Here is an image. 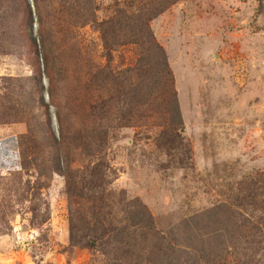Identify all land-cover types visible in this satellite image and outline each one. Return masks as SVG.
Instances as JSON below:
<instances>
[{
    "label": "rangeland",
    "instance_id": "rangeland-1",
    "mask_svg": "<svg viewBox=\"0 0 264 264\" xmlns=\"http://www.w3.org/2000/svg\"><path fill=\"white\" fill-rule=\"evenodd\" d=\"M0 264H264V0H0Z\"/></svg>",
    "mask_w": 264,
    "mask_h": 264
},
{
    "label": "trees",
    "instance_id": "trees-1",
    "mask_svg": "<svg viewBox=\"0 0 264 264\" xmlns=\"http://www.w3.org/2000/svg\"><path fill=\"white\" fill-rule=\"evenodd\" d=\"M141 23H142V19H139V20H136V21L133 20V24L132 25L128 24L129 26H133L132 28H135L134 29L135 32L137 31V34H135L137 36L135 41H137V42L144 41L145 32H144V29H143L144 27L142 26ZM113 24H114V27H119V28L128 27V26H121V19L120 18H117L115 21L112 20V25ZM115 30H116V28H115ZM105 37H106V34H105ZM105 41H106V45L108 47L110 45V43L108 42V39L106 38ZM57 118H58L59 122L62 121V118L60 116V112H57ZM68 132L69 131L65 130L64 127L61 125L60 132H59L60 135H59V138H58V143L59 144L66 143L68 145V144H71L73 142V141H70L73 138L69 139V133Z\"/></svg>",
    "mask_w": 264,
    "mask_h": 264
}]
</instances>
